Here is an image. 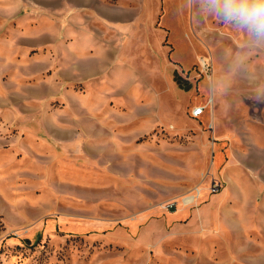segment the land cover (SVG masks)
I'll list each match as a JSON object with an SVG mask.
<instances>
[{"label":"rangeland","instance_id":"obj_1","mask_svg":"<svg viewBox=\"0 0 264 264\" xmlns=\"http://www.w3.org/2000/svg\"><path fill=\"white\" fill-rule=\"evenodd\" d=\"M0 264H264V38L210 0H0Z\"/></svg>","mask_w":264,"mask_h":264},{"label":"clouds","instance_id":"obj_2","mask_svg":"<svg viewBox=\"0 0 264 264\" xmlns=\"http://www.w3.org/2000/svg\"><path fill=\"white\" fill-rule=\"evenodd\" d=\"M215 12L228 21H235L249 36L264 38V0H210Z\"/></svg>","mask_w":264,"mask_h":264},{"label":"crops","instance_id":"obj_3","mask_svg":"<svg viewBox=\"0 0 264 264\" xmlns=\"http://www.w3.org/2000/svg\"><path fill=\"white\" fill-rule=\"evenodd\" d=\"M125 8L121 7V6H113L111 7V20H120L121 22H124L125 20V15L123 14ZM119 21V22H120ZM213 125V124H212ZM131 128H129L127 131H125L126 133L131 132ZM232 140V139H231ZM244 140H242L243 142ZM232 142V141H231ZM235 142V139H234ZM232 145V144H231ZM243 145L247 146L248 142L244 141ZM121 146H125L124 144H121ZM235 147L234 146H230L229 148V155H228V159L226 160L223 168H222V173H223V181L226 184V187L224 189H227V192L229 194V197H235L236 195V190H235V184H238L237 181L235 180V175L233 174L234 172L236 173V171H239V160L236 161V156H234V152H235ZM111 150H120V149H116L111 147ZM121 150H123L121 148ZM234 154V155H233ZM223 158V155L220 153L219 159L221 160ZM241 159V158H240ZM219 160V161H220ZM237 162V163H236ZM242 171V169L240 170V172ZM115 173V172H112Z\"/></svg>","mask_w":264,"mask_h":264},{"label":"built area","instance_id":"obj_4","mask_svg":"<svg viewBox=\"0 0 264 264\" xmlns=\"http://www.w3.org/2000/svg\"><path fill=\"white\" fill-rule=\"evenodd\" d=\"M253 36H257L255 33L252 34ZM202 66L203 68L207 71L208 75L209 73L211 72V67H209V65L206 64V60H203L202 61ZM204 109H205V106H201V105H198V106H195L193 109H192V116L193 117H198L200 116L203 112H204ZM209 127H212V125L210 124ZM223 182L221 180H212L211 183H210V186H209V191L211 193H217L219 192L222 188H223ZM199 194H200V191L198 188L195 189V193L191 194V202H194L197 197H199Z\"/></svg>","mask_w":264,"mask_h":264},{"label":"bare ground","instance_id":"obj_5","mask_svg":"<svg viewBox=\"0 0 264 264\" xmlns=\"http://www.w3.org/2000/svg\"><path fill=\"white\" fill-rule=\"evenodd\" d=\"M186 21V20H185ZM217 157V156H216ZM218 158V157H217ZM219 159V158H218ZM215 161V160H214ZM217 162H218V160H216ZM221 161V160H220ZM213 163V162H212ZM216 166H217V164H215ZM219 165V164H218ZM213 174V173H212ZM202 194V193H201ZM220 195H221V193H220ZM223 195V194H222ZM185 196H187V195H185ZM191 194L188 196V197H186V202L187 203H189L190 201H191ZM197 203V202H196ZM179 208V207H178ZM181 212V210L179 209V210H177V211H175V213H180ZM173 213V212H172ZM171 215H173V214H171ZM169 217H170V215H169ZM201 217V216H200ZM193 222V221H192ZM203 241V240H202Z\"/></svg>","mask_w":264,"mask_h":264}]
</instances>
